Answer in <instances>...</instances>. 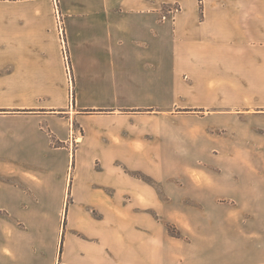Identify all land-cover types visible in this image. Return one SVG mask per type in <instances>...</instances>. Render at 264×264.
Listing matches in <instances>:
<instances>
[{
	"label": "crops",
	"instance_id": "crops-1",
	"mask_svg": "<svg viewBox=\"0 0 264 264\" xmlns=\"http://www.w3.org/2000/svg\"><path fill=\"white\" fill-rule=\"evenodd\" d=\"M57 4L0 0V264H264V0Z\"/></svg>",
	"mask_w": 264,
	"mask_h": 264
},
{
	"label": "rangeland",
	"instance_id": "rangeland-1",
	"mask_svg": "<svg viewBox=\"0 0 264 264\" xmlns=\"http://www.w3.org/2000/svg\"><path fill=\"white\" fill-rule=\"evenodd\" d=\"M202 2V1H201ZM178 6L177 5H171V6H169L168 7V12H170V13H173V14H176L177 12H178ZM140 165H143V166H146V164H140ZM200 166V168H203V167H205V169H207V166H206V164H192V166ZM181 166V164H178V173H182L184 170H186V169H192V168H190L189 167V165L188 164H182V166ZM134 173H139V174H141V178H143V179H148V177L143 173V172H141V171H135ZM168 224L175 230V231H178V235H174V236H178V237H180V236H182V234H181V232L179 231V230H177V228L173 225V224H171V223H167V226H168ZM171 233V232H170ZM172 234V233H171ZM173 235V234H172Z\"/></svg>",
	"mask_w": 264,
	"mask_h": 264
},
{
	"label": "built area",
	"instance_id": "built-area-1",
	"mask_svg": "<svg viewBox=\"0 0 264 264\" xmlns=\"http://www.w3.org/2000/svg\"><path fill=\"white\" fill-rule=\"evenodd\" d=\"M56 2V15L58 17V20L60 21V24L62 23L61 21V16H60V13H59V7H58V4H57V0H55ZM61 31H62V34H63V29L61 28ZM63 37V36H62ZM63 44H64V56L65 58L67 59L68 58V54H67V51H66V44H65V41L63 39ZM77 141V140H76Z\"/></svg>",
	"mask_w": 264,
	"mask_h": 264
},
{
	"label": "trees",
	"instance_id": "trees-1",
	"mask_svg": "<svg viewBox=\"0 0 264 264\" xmlns=\"http://www.w3.org/2000/svg\"><path fill=\"white\" fill-rule=\"evenodd\" d=\"M200 1H202V0H200ZM135 175L138 177H142L141 174H139V173H135ZM168 229L173 235H178V231H175L169 224H168Z\"/></svg>",
	"mask_w": 264,
	"mask_h": 264
}]
</instances>
